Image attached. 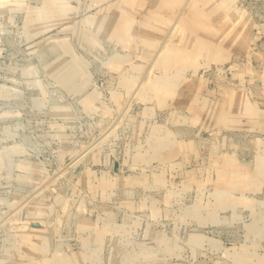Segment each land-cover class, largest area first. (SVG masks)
Here are the masks:
<instances>
[{"label": "rangeland", "instance_id": "374dc122", "mask_svg": "<svg viewBox=\"0 0 264 264\" xmlns=\"http://www.w3.org/2000/svg\"><path fill=\"white\" fill-rule=\"evenodd\" d=\"M0 264H264V0H0Z\"/></svg>", "mask_w": 264, "mask_h": 264}, {"label": "bare ground", "instance_id": "6f19581e", "mask_svg": "<svg viewBox=\"0 0 264 264\" xmlns=\"http://www.w3.org/2000/svg\"><path fill=\"white\" fill-rule=\"evenodd\" d=\"M160 57V56H159Z\"/></svg>", "mask_w": 264, "mask_h": 264}]
</instances>
